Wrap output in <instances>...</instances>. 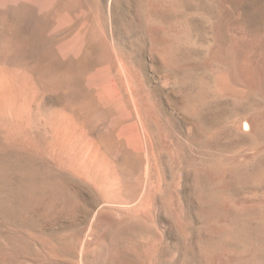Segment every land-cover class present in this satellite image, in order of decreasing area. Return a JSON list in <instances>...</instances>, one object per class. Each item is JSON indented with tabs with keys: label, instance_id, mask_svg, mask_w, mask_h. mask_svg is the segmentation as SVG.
<instances>
[{
	"label": "rangeland",
	"instance_id": "obj_1",
	"mask_svg": "<svg viewBox=\"0 0 264 264\" xmlns=\"http://www.w3.org/2000/svg\"><path fill=\"white\" fill-rule=\"evenodd\" d=\"M221 261L264 264V0H0V264Z\"/></svg>",
	"mask_w": 264,
	"mask_h": 264
},
{
	"label": "bare ground",
	"instance_id": "obj_2",
	"mask_svg": "<svg viewBox=\"0 0 264 264\" xmlns=\"http://www.w3.org/2000/svg\"><path fill=\"white\" fill-rule=\"evenodd\" d=\"M254 261H255V260L253 259V262H254ZM220 264H225V263H224L223 261H221Z\"/></svg>",
	"mask_w": 264,
	"mask_h": 264
}]
</instances>
